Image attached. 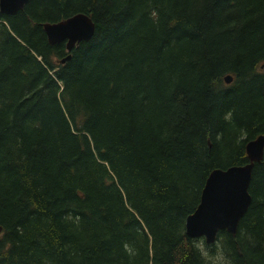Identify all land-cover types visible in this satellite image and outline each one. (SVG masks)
Returning a JSON list of instances; mask_svg holds the SVG:
<instances>
[{"label": "trees", "instance_id": "1", "mask_svg": "<svg viewBox=\"0 0 264 264\" xmlns=\"http://www.w3.org/2000/svg\"><path fill=\"white\" fill-rule=\"evenodd\" d=\"M77 13L96 31L61 63L43 23ZM261 134L264 0L0 9V264H264V159L236 235L186 233L210 172Z\"/></svg>", "mask_w": 264, "mask_h": 264}, {"label": "water", "instance_id": "2", "mask_svg": "<svg viewBox=\"0 0 264 264\" xmlns=\"http://www.w3.org/2000/svg\"><path fill=\"white\" fill-rule=\"evenodd\" d=\"M30 0H0L1 12L14 15ZM49 43L56 45L66 42L69 55L61 60L65 63L72 57L73 49L83 41H90L96 31L94 20L86 13H77L57 22H44ZM234 76L227 74L225 81L232 83ZM249 162L213 169L201 193L196 210L187 217L186 233L192 239L205 238L207 244L217 241L220 231L237 234L241 219L252 203L250 185L253 170L264 159V134L246 144ZM4 227L0 224V234Z\"/></svg>", "mask_w": 264, "mask_h": 264}, {"label": "rangeland", "instance_id": "3", "mask_svg": "<svg viewBox=\"0 0 264 264\" xmlns=\"http://www.w3.org/2000/svg\"><path fill=\"white\" fill-rule=\"evenodd\" d=\"M205 239L202 238L200 239V241L198 242V244L203 248L206 249L207 248V243H205ZM206 252V251H205ZM207 253V252H206ZM217 262L218 264H226L227 262L225 261V259L223 257H219L217 258Z\"/></svg>", "mask_w": 264, "mask_h": 264}, {"label": "flooded vegetation", "instance_id": "4", "mask_svg": "<svg viewBox=\"0 0 264 264\" xmlns=\"http://www.w3.org/2000/svg\"><path fill=\"white\" fill-rule=\"evenodd\" d=\"M4 231V230H3ZM3 233V232H2ZM2 233L0 234V236L2 235Z\"/></svg>", "mask_w": 264, "mask_h": 264}]
</instances>
